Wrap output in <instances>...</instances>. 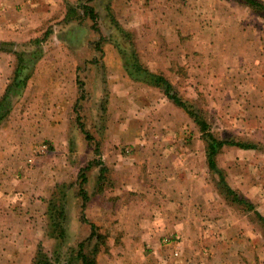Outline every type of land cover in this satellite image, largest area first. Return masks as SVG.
<instances>
[{
	"label": "rangeland",
	"instance_id": "rangeland-1",
	"mask_svg": "<svg viewBox=\"0 0 264 264\" xmlns=\"http://www.w3.org/2000/svg\"><path fill=\"white\" fill-rule=\"evenodd\" d=\"M84 6L95 7L99 31L83 13ZM109 6L121 27L132 34L133 46L122 48L137 51L143 65L166 77L184 101L203 112L217 139L249 141L248 136L235 133L232 121L238 111L232 107L242 97L235 91L236 83L251 56L261 57V67L255 69L264 71V16L240 0H3L0 99L14 75L17 53L31 50L32 41L43 39L48 30L52 36L42 44V56L25 91L15 97L8 118L0 126V168L6 160L12 162L13 167L6 168L16 175L9 180L13 188H18L0 225V264H32L40 245L53 264H70L71 260L80 264L74 254L91 233L83 214L97 218L96 222L89 220L99 225L105 236L86 245V254L96 258L98 264H140L143 260L176 264L185 261L183 248H196L198 237L183 247L182 238L171 233L158 238L155 247L149 241L141 248L130 239L127 245L122 242L123 233L129 235L123 228L132 232L135 216L127 213L121 218L116 198L125 205L135 201L138 208V200L145 201L149 195L136 196L130 191L116 195L115 189L120 182L126 185L124 179L133 183L139 178L140 184L154 195L156 183L167 180V176L156 173L166 157H160L161 162L153 152L164 149L166 143H160L161 135L172 131L184 141L200 136L207 167L208 163L206 142L194 120L160 90L130 78L125 57L112 42L115 29ZM71 7L78 15L68 22ZM216 42L221 45L217 47ZM222 100L230 104L224 114L223 108L217 107ZM171 110L177 112L175 117ZM167 114L175 121L164 119ZM142 141L146 143L140 145ZM222 150L215 159L221 172L210 168L205 172V200L209 193L220 197L229 218L234 214L239 218L240 229L235 238L230 235L227 244L216 248H210L207 242L212 238L205 237V255L202 252L201 256H205V264H264V184L258 178L260 172L235 164L233 154ZM121 154L124 159L120 161ZM236 158L241 159L239 155ZM257 161L260 162L258 158ZM94 162L85 171L89 180L84 189L89 201L82 210L78 193L81 170ZM119 164L123 174L113 167ZM103 165L108 172L101 179ZM244 177L247 188H235L233 185ZM250 178L258 182L257 188H250ZM225 183L248 203L237 202L235 195L224 189ZM33 189L41 192L33 195L40 202L30 212L19 193L27 194ZM54 190L56 195H64L67 210V236L60 247L59 241L47 236V201ZM255 197L262 204L256 203ZM91 199L97 201L96 207H89ZM25 219L34 230L42 231L38 241L26 234ZM19 226L23 235L12 232ZM145 229L150 232L149 227ZM93 246L98 248L97 254Z\"/></svg>",
	"mask_w": 264,
	"mask_h": 264
},
{
	"label": "crops",
	"instance_id": "crops-1",
	"mask_svg": "<svg viewBox=\"0 0 264 264\" xmlns=\"http://www.w3.org/2000/svg\"><path fill=\"white\" fill-rule=\"evenodd\" d=\"M13 1L15 2V0ZM1 4H3V0L0 1V8ZM217 43L219 44L217 47H219L221 44L219 42H216V44ZM213 46H211L210 49H214ZM210 49L209 51L212 52ZM218 53L220 52L218 51ZM259 58L261 57L256 58L251 56V60L244 64L240 80L236 83L238 90H235L237 93L242 94V97L239 102L232 107L238 111L237 113L235 111L233 114L232 122L233 125L236 126L234 131L239 136H248L249 141H244L240 138L234 139L239 142L250 143L255 146V148L245 150L237 147L225 146L222 153L230 151L229 153L233 154V159H236V162H234L235 164H240L244 167L248 166L250 172L259 171L260 175L258 178L261 179V183L264 184V146L262 147L264 143V71L257 72L255 69L256 67H261V63L258 60ZM252 69L254 70L252 71ZM245 84L249 85L243 86ZM221 91V88L217 87V92L219 94H221ZM229 105V103L223 102V100L217 103L218 108H223V114L224 110L229 107ZM239 110H241V112ZM171 112L174 117L177 115V112L174 110H171ZM174 117L167 114V117L164 116L163 118L174 122ZM171 132L161 135L163 139L160 141L163 142L160 143H166L164 149L159 148L157 151L153 150L155 154H158V160L161 162L162 160L160 157H166V161L157 167L156 173L161 177L167 176L166 179L168 181L160 179L156 183L157 188L155 189L154 195L150 194L148 188L141 185L142 183L139 178L136 180L133 179V183L124 179V181L127 182L126 185L120 182L119 187L115 189L118 192L116 195H122L128 191L137 194L136 196L149 195L145 201L138 200L140 204L138 208L135 207V201L125 205L119 198H116V201H118L120 205L119 209L122 213L121 218L127 213L135 216L133 219L134 228H131L132 232H130V228L124 227L123 229H127L126 233H129V235L124 236V233L123 235L121 234L124 238L120 240L127 245V239H130L131 242L139 248L143 247L146 241H149L152 242L153 247H155V242L157 243V241H159L158 238H161L165 233H171L172 235L177 234V236L179 235V237L182 238L184 247L187 243L189 245H191V243L193 244V238L198 237L195 243L196 248H190V250L188 248H183L186 252L184 257L185 261L176 262V264H205V237L212 238L207 242L210 248H216V246L220 244L225 245L230 235L235 238V234L239 232L240 221L238 217L236 218L235 214L232 215V218H229L230 215L227 213V207L220 197L216 198L209 193L205 200V172H209V167L205 165V145L199 138L200 136H195L192 140L189 139L184 141L179 134ZM140 143V145H142V143H146V141ZM238 155L241 158L239 161H237L236 158ZM122 158L121 154L120 161L124 159ZM257 158L260 162L257 161ZM249 160L251 161L248 162ZM11 163V161L6 160L5 163H2L0 168V201H2L0 202V225L2 226L5 213L9 212L7 208L10 205V199L14 196V190L18 189L13 188L9 180L10 177L16 176L6 168L11 166ZM113 167L121 171V174L125 172L122 170L120 164L114 165ZM34 173L36 172L34 171ZM135 173L137 174L139 172L135 170ZM25 175H27V173ZM249 181H253V185H250V188L255 189L259 186L254 178H250ZM242 184L244 185L242 186ZM246 184L247 178L244 177V180L240 178L236 185H232L235 188L245 189L247 188ZM21 188L22 186L20 189ZM206 189H209L207 183ZM5 193H9V195H5ZM34 193H36L34 189L27 194L19 193V195L22 196L21 202L24 201V203H22L28 205L30 212H34V207L39 205L40 202L37 198L35 200L33 199ZM40 193L38 192L35 195L37 196ZM262 198L263 197H261V199ZM254 201L261 204L263 202L257 198ZM94 202L97 203L95 199H91L89 203L90 208L97 206ZM24 211L27 212V208ZM88 219H92L91 221L94 222L97 220V218L93 219L90 215ZM227 219L229 224L226 223ZM229 219H232V221ZM26 221L25 219L26 234H32L33 239L38 241V238L43 235L42 231L37 232L34 230L31 222ZM145 227H149L150 232L147 231ZM12 232L23 235L20 226L17 227V230H13ZM216 238L219 240H216ZM198 242H200V244ZM234 242L236 241L234 240ZM35 245L36 244L33 242L32 247ZM202 252L204 255L202 254L201 256ZM189 253L194 254L195 257L190 256ZM201 258L202 260H199ZM144 261L145 260L140 264H151L145 263Z\"/></svg>",
	"mask_w": 264,
	"mask_h": 264
},
{
	"label": "trees",
	"instance_id": "trees-1",
	"mask_svg": "<svg viewBox=\"0 0 264 264\" xmlns=\"http://www.w3.org/2000/svg\"><path fill=\"white\" fill-rule=\"evenodd\" d=\"M240 1L244 3L246 6L252 8L255 12L262 14L264 16V2L259 0H240ZM108 9L109 11H111L109 18L111 19L114 25L113 27L115 29V34L112 37V42L114 46L120 52H122L123 57H125V67L130 78L143 84L146 87H152L160 90L171 102H173L177 107L185 111L194 120L195 124L199 127L203 141L206 142L207 163L211 171L214 172L216 170L218 172H221V170L216 165L215 159L217 154H219L225 146L237 147L245 150L255 148V146H253L250 143L239 142L235 139H228V140L217 139L210 132V125L207 119L205 118V116H203L202 114L203 112L202 113L197 112L193 105H191L187 101H184L177 94L173 84L166 77L151 72L145 65H143L137 54V51H135L133 48H132L133 50L131 51L122 48L123 45H131V47L133 46L132 34L121 27V25L118 23L117 18L112 13L110 6ZM82 10L83 13L85 15H88L91 21L93 22V26H92L93 29L95 31H99L97 27L98 26L97 20L99 15L95 7L84 6L82 7ZM77 15H78L77 10L71 7L68 10L66 21L68 22L72 21ZM50 36H52V32L51 30H48L44 34L43 39L41 40L36 39L32 41L31 50L23 51V52L21 51L17 53V65L14 71V75L6 88L2 99H0V126L3 123V121H5L8 118L9 109L11 105H14L13 101H15V97L19 98L25 91L26 86L32 77L35 66L42 56V50H41L42 44L44 46V44L47 42ZM122 50H126L128 54L125 55ZM126 56H130V57H126ZM94 165L95 162L93 164L92 163L89 164L87 167L81 170L82 172L80 174L81 181L78 183L79 186L78 193L83 201L82 210H85L88 204L87 202L89 201V194L84 189V185L87 184L89 180L88 176H86L85 174L86 173L85 171L90 170ZM106 171L108 172V169L106 168V166L103 165L100 175L101 179L102 176L104 175V172ZM70 185L71 184H68V186ZM224 189L227 190V192L234 194L235 200H237V202L248 203V201L245 198H242L237 193L233 192V190H231V187L227 183L224 184ZM56 194L58 193H55L54 190L52 192V196L47 201V210H46V216L48 219L47 236L54 239L55 241H59L57 247H60L64 245L67 236V232L65 228V223L67 221V210L65 207L66 204L63 197L64 195H60V194L56 195ZM83 221L87 222L90 225L91 233L87 239H85L83 242H81L78 245V250L74 255H76V259L80 264H98L96 258H91L86 254V245L92 242L94 239H98V240L103 239L104 235L100 233L102 229L96 223L91 222L85 216V214H83ZM41 246L42 245L39 246L32 264H53V262L43 251L42 249L43 247ZM93 248L95 250L94 253L97 254L99 251L98 248L96 246H93ZM70 264H77V263H75L74 260H71Z\"/></svg>",
	"mask_w": 264,
	"mask_h": 264
}]
</instances>
